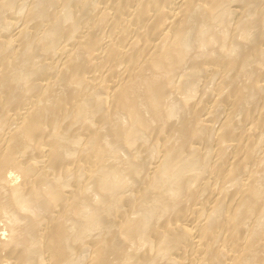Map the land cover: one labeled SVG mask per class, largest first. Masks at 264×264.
<instances>
[{
    "label": "bare ground",
    "instance_id": "6f19581e",
    "mask_svg": "<svg viewBox=\"0 0 264 264\" xmlns=\"http://www.w3.org/2000/svg\"><path fill=\"white\" fill-rule=\"evenodd\" d=\"M15 1L0 264H264V0Z\"/></svg>",
    "mask_w": 264,
    "mask_h": 264
},
{
    "label": "rangeland",
    "instance_id": "374dc122",
    "mask_svg": "<svg viewBox=\"0 0 264 264\" xmlns=\"http://www.w3.org/2000/svg\"><path fill=\"white\" fill-rule=\"evenodd\" d=\"M21 1H22V2H21ZM92 1H94V0H92ZM15 2L18 3V4L15 3V4H16V7L19 6L18 8L20 9V8L23 6L22 8H24V10H22V13L17 14L18 18H20V15H21V16H24V15L26 14V12H24V11H27L26 9H28L29 2H28V1L23 2V0H16ZM19 2H21L23 5H20ZM24 4H25V5H24ZM24 6H25V7H24ZM19 12H20V10H19ZM6 20H8V21H10V22L14 21V20L11 19V18H7ZM9 26H10V24H9ZM7 27H8V26H7ZM7 27H4V28H7ZM4 28H3V29H4ZM3 29H1V30H2V31H5V30H6V29H4V30H3ZM7 29H8V28H7ZM38 36H39V35H38ZM59 48H60V47H59ZM39 57H41V55H39L38 58H39ZM42 57H43V56H42ZM46 57H47V60L49 61V59H48L49 56H46ZM41 59H43V58H41ZM39 60H40V59H39ZM47 60H46V59H43V62H47ZM40 61H41V60H40ZM43 62H42V63H43ZM202 79H203V78H200V79H199L198 82H200V83H199V84L197 83V84H198L197 88H201V87L203 86V81H204V79H203V81H200V80H202ZM218 80H219L218 77H215V80L212 79V82H213L212 84H214L215 82L217 83ZM201 82H202V83H201ZM199 85H200V86H199ZM199 90H201V89H199ZM199 90H198V91H199ZM134 151H136V150L134 149ZM131 153H133V152L131 151ZM85 254H86V253H85ZM87 255H88V253H87Z\"/></svg>",
    "mask_w": 264,
    "mask_h": 264
}]
</instances>
